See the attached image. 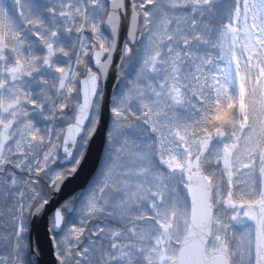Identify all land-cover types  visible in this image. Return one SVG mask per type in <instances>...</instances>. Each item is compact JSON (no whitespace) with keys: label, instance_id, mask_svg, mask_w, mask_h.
<instances>
[{"label":"snow or ice","instance_id":"obj_1","mask_svg":"<svg viewBox=\"0 0 264 264\" xmlns=\"http://www.w3.org/2000/svg\"><path fill=\"white\" fill-rule=\"evenodd\" d=\"M0 264H264V0H0Z\"/></svg>","mask_w":264,"mask_h":264}]
</instances>
